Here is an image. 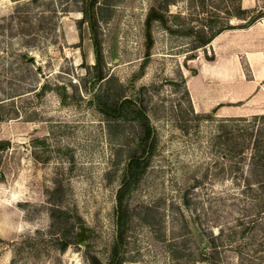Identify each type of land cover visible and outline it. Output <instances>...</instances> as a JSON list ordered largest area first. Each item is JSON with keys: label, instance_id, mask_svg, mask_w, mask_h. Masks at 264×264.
Segmentation results:
<instances>
[{"label": "rangeland", "instance_id": "obj_1", "mask_svg": "<svg viewBox=\"0 0 264 264\" xmlns=\"http://www.w3.org/2000/svg\"><path fill=\"white\" fill-rule=\"evenodd\" d=\"M152 8L167 25L153 24L148 48ZM258 15L264 0H0V264H108L141 132L107 121L93 101L104 92L142 106L155 137L124 192L119 264H264V102L222 117L197 111L188 87L214 53L193 50L187 32ZM53 208L84 221L87 247L59 248Z\"/></svg>", "mask_w": 264, "mask_h": 264}, {"label": "crops", "instance_id": "obj_2", "mask_svg": "<svg viewBox=\"0 0 264 264\" xmlns=\"http://www.w3.org/2000/svg\"><path fill=\"white\" fill-rule=\"evenodd\" d=\"M208 47L214 58L191 77L193 84L188 80L197 111L218 107L220 116L236 117L259 110L264 102V19L226 29Z\"/></svg>", "mask_w": 264, "mask_h": 264}, {"label": "trees", "instance_id": "obj_3", "mask_svg": "<svg viewBox=\"0 0 264 264\" xmlns=\"http://www.w3.org/2000/svg\"><path fill=\"white\" fill-rule=\"evenodd\" d=\"M89 8L85 11L86 20L90 23L91 29L94 33L93 46L95 54V78L94 86L102 85L107 79L105 71L104 56L102 50V43L95 34L93 13ZM261 15L250 18L245 27H248L261 19ZM155 22L167 25L165 16L157 11L156 8H152L149 12L146 20V30L149 47H151L153 40L151 37V28ZM169 29V28H168ZM223 30L209 33L207 30L194 29L187 32V35L193 37L192 45L193 50L206 48L214 40V38L220 34ZM96 108L106 117L107 121L112 125H120L125 122L134 123L140 130V136L138 137L137 150L130 155L125 165V178L118 190L117 205H116V223L118 229V239L113 247V252L109 258L108 264H119L120 250L122 246V227L125 225L126 211L123 206V198L125 191L130 187L137 178L138 171L143 165V161L153 155L155 150V137L151 120L143 109L136 101L124 98L120 101L110 103L106 100V94L97 93L93 98ZM7 143L0 142V150H4L7 147ZM51 218L53 223L58 227L59 237L57 243L59 248L64 251L72 245H89V229L86 227L84 221L80 217L73 216L68 209L53 208L51 211ZM91 264H104L97 257H91Z\"/></svg>", "mask_w": 264, "mask_h": 264}]
</instances>
